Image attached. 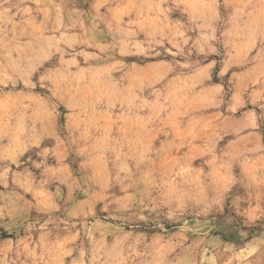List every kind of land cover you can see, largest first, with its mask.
Returning <instances> with one entry per match:
<instances>
[{
	"label": "rangeland",
	"instance_id": "obj_1",
	"mask_svg": "<svg viewBox=\"0 0 264 264\" xmlns=\"http://www.w3.org/2000/svg\"><path fill=\"white\" fill-rule=\"evenodd\" d=\"M0 264H264V0H0Z\"/></svg>",
	"mask_w": 264,
	"mask_h": 264
},
{
	"label": "clouds",
	"instance_id": "obj_2",
	"mask_svg": "<svg viewBox=\"0 0 264 264\" xmlns=\"http://www.w3.org/2000/svg\"><path fill=\"white\" fill-rule=\"evenodd\" d=\"M191 6L200 7L199 4H194V5H193V4H190V7H191ZM205 7H206V5H205Z\"/></svg>",
	"mask_w": 264,
	"mask_h": 264
}]
</instances>
